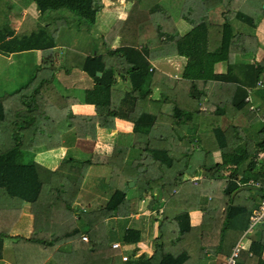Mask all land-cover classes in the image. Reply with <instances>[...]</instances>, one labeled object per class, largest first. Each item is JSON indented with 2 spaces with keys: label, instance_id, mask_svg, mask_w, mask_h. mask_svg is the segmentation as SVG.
<instances>
[{
  "label": "trees",
  "instance_id": "trees-1",
  "mask_svg": "<svg viewBox=\"0 0 264 264\" xmlns=\"http://www.w3.org/2000/svg\"><path fill=\"white\" fill-rule=\"evenodd\" d=\"M26 1L36 7L37 19H21L13 0H0V53L38 50L40 56L22 84L0 95V250L4 238L14 239L16 264H204L221 253L229 231L239 222L242 231L248 227L253 187H240L233 174H213L221 164L238 167L246 160L252 169L257 150L264 154V142L253 144L239 124L241 118L255 122L263 111L250 109L245 86L264 97V58L248 65L244 82L229 71L215 75L212 66L229 52L256 50L254 28L257 18H264V0H127L126 16L101 37L103 53L65 48L59 65L54 63L58 31L89 32L101 0ZM218 7L222 22L215 24L208 12ZM178 20L188 25L182 34ZM115 37L119 46L112 49ZM170 56L184 58L177 78L150 66ZM56 76L66 86L78 77L89 81L84 100L94 106L92 115L71 112L70 101L52 83ZM115 118L130 122L131 130L115 133L107 156L62 158L54 169L32 159L61 146L64 134L66 143L93 140L97 128L113 130ZM92 164L109 167V198L84 211L75 200ZM24 202L31 234L11 236ZM140 202L160 215L153 250L121 261L105 220L138 213ZM196 209L201 219L191 226L189 211ZM139 240V230L122 225L120 244ZM263 247L264 229L247 251L240 249L234 264H264Z\"/></svg>",
  "mask_w": 264,
  "mask_h": 264
},
{
  "label": "crops",
  "instance_id": "crops-1",
  "mask_svg": "<svg viewBox=\"0 0 264 264\" xmlns=\"http://www.w3.org/2000/svg\"><path fill=\"white\" fill-rule=\"evenodd\" d=\"M29 3L24 5V11L20 12L21 19L23 18L24 12H28V17L37 19L36 15H32V7L34 5ZM21 8V7H20ZM29 10V11H28ZM217 10L216 14L218 18L215 16L213 19L209 21L215 24H220L222 22V18L220 16L221 9L215 8L212 11ZM211 11V12H212ZM211 14V13H210ZM184 22V21H183ZM20 21L17 20L14 23V28L16 29L19 25ZM181 27L177 28L180 32L184 33L188 29L184 26V23ZM177 27V24H176ZM188 28V27H187ZM66 28H60L63 30ZM182 29V30H181ZM58 31L57 36L61 31ZM68 30V29H66ZM71 32V31H70ZM84 31L75 30L72 34L78 37L76 34ZM83 36H80L82 39L76 45L72 46L64 39H58L57 36L55 38V47L54 53L57 55L56 49L58 50L59 58H62V53L65 48H71L75 51H78L82 54H91V53H103L105 50L103 48L102 39H91V36H87V32H84ZM82 35V34H81ZM254 35L256 37L257 47L253 53H237V52H229L227 59L223 61H218L213 64L212 72L215 75H225L230 72L232 77H236L240 80V82L245 81V72L248 65H252L256 62H259L262 58H264V18L258 17L255 22ZM78 37V38H80ZM113 43V45H112ZM119 46L118 37H115L111 42V48H116ZM60 48V49H59ZM63 49V50H62ZM93 50V52H92ZM61 51V52H60ZM35 59H32V58ZM39 51L38 50H27L21 52H13L9 54H1L0 53V62L2 66H0V93L10 91L16 88L18 85L22 84L31 73L32 69L39 63ZM61 63L62 61L59 59L58 61ZM150 66L161 71L162 73L177 78L180 76L182 72V68L184 66V58L180 56H170L166 58H160L153 61H150ZM52 83L55 86V89L60 93L61 96L67 98L70 102V110L73 114L80 115H92L94 113V106L90 103H86L84 100V90L88 89L90 86L89 81L87 82L83 77H78L76 79H72L70 81V85L66 86V83H62L59 81L58 77H54L52 79ZM245 90L247 92L246 100L250 103V109L255 112L259 111V108L262 107L263 111L258 119L255 122L247 123L244 119L239 120V124L243 131L245 132L246 137L253 144L257 142H264V130H259L263 121H264V97L258 93L254 87L245 86ZM68 102V101H67ZM226 121H224V124ZM131 130V123L115 118L114 119V129L111 131H107L101 128L96 129L95 138L90 140L86 139H73L71 142L64 141L66 139L67 134L62 136V144L61 146L49 150H42L33 155V160L46 168L54 169L59 160L64 159H89L92 154L99 156H107L111 153L114 144V136L115 133L123 132L127 133ZM261 149V146L258 147ZM258 153H263L262 150H257ZM260 151V152H259ZM257 157V156H256ZM214 158L219 161L220 154L218 152L214 153ZM46 162H45V161ZM258 160V159H257ZM247 161L243 162L240 166L236 167L232 164H221L220 168L213 174L214 177H229L230 175H235L238 181V185L242 187V185H246V187L252 186V191L250 192L254 207L257 205L259 200L262 197L263 189L254 185L249 184V182L262 183V176H258V173L264 168V158L258 160L254 163V167L252 169L247 168ZM109 167L104 164H92L89 166L88 171L82 181V185L80 187L78 197L75 200L76 207L82 203L80 207L81 210L89 211L100 208L104 206L109 198V189L106 186V179L108 176ZM107 173V174H106ZM106 174V175H105ZM97 181L99 183V189L97 187ZM89 187V190L87 189ZM103 190V192H101ZM262 191V192H261ZM243 199H246V195L243 196ZM141 204V205H140ZM139 204V212L136 214H130L124 222V227L126 228H134L139 230L140 240L135 244H120L118 241V237H114L115 242H118L121 246L119 247V252L129 254H133V257H137L140 253L150 254L153 250V239L157 236L156 225L157 220L160 218V215L154 211H147L143 209V202ZM202 212L200 210H191L189 211V223L191 226H194L199 223L201 219ZM157 215V216H156ZM141 216H144V220H142ZM145 216H147V220H145ZM25 220V223H20L21 219ZM121 219L117 217H109L105 220V228L108 235H111L112 238V229L116 223H118ZM31 221L32 217L29 212V205L27 202H24L21 207V211L18 217V220L14 223L12 228L10 229L9 235L11 236H23L25 238L29 237L31 234ZM242 222H239L238 228L236 231H229L228 238L226 235V246L221 253L216 254L223 256V260L230 253L233 244L241 241L242 250L247 251L249 246V242L251 239L257 238L259 236V231L264 229V222L260 224H256L250 233L243 230L242 232ZM148 228L146 231L145 228ZM239 231L242 233L240 236L238 235ZM238 235V236H237ZM247 235V239L242 241L243 236ZM110 239V245L113 243ZM242 237V238H241ZM14 239L6 237L2 241V246L0 250V264H16L14 251L12 248V243ZM129 250V251H128ZM215 256H210L204 264H215L214 259ZM121 258V256H120ZM261 258L264 261V247L262 249Z\"/></svg>",
  "mask_w": 264,
  "mask_h": 264
},
{
  "label": "rangeland",
  "instance_id": "rangeland-1",
  "mask_svg": "<svg viewBox=\"0 0 264 264\" xmlns=\"http://www.w3.org/2000/svg\"><path fill=\"white\" fill-rule=\"evenodd\" d=\"M27 3V1L26 0H13V4H12V7L14 8H17V7H21L20 9H19V13L20 12H23L24 11V8H23V6L24 5H27L26 4ZM101 4H102V8H101V10L97 13V15H96V20H95V23H94V25H93V27L91 28V30L89 31V32H87L86 34H87V36H91V39H101V37L103 36V35H105L106 33H107V31L114 25V23L117 21V20H121V19H123L125 16H126V12L128 11V8H129V6H130V2L129 1H127V0H101ZM32 5V4H31ZM32 7V15H36V17H38V11H37V9H36V7L34 6H31ZM29 11V10H28ZM212 11V10H211ZM209 11L208 12V17L210 18V19H213L215 16L218 18V16H217V10H214V11ZM211 13V14H210ZM24 15H22L23 16V18H25V19H28V12H24L23 13ZM20 16H21V14H19ZM208 18V19H209ZM184 23V26L186 27V29H188L187 27H188V25H187V23H185V22H183L182 20H178L177 22H176V24H177V27L176 28H179V27H181V25H183V24H179V23ZM182 30V29H181ZM61 32H60V34L57 36V38L58 39H64L65 41H67L70 45H72V46H79V45H76V43H77V39H78V42H80L81 40L80 39H82L80 36H83V34H85L84 32H81V33H77L76 35L78 36V37H80V38H78V37H76V36H74L73 34H72V31H73V33H74V28H72L71 30H66V29H63V30H60ZM71 31V32H70ZM177 31H178V33L180 32L178 29H177ZM82 34V35H81ZM80 35V36H79ZM83 37H85V36H83ZM86 38V37H85ZM112 45H113V43H112ZM114 46V45H113ZM60 49V48H59ZM63 50V49H62ZM58 50L56 49V53H57V55L56 56H54L55 58H54V63L56 64V65H59V64H61V63H59L58 61H59V59L62 61V58H59V57H61V56H59V54H58V52H57ZM61 52V51H60ZM92 52H93V50H92ZM32 59H35L34 57L32 58ZM38 59H39V61H40V56L38 57ZM0 66H2V63L0 62ZM2 93H0V95H1ZM45 161V160H44ZM46 162V161H45ZM107 174V173H106ZM105 174V175H106ZM108 176H109V171H108ZM107 176V177H108ZM194 179V178H193ZM99 183H101L100 181H97V187H98V189H99ZM82 185V184H81ZM88 190H89V187L87 188ZM101 192H103V190L101 191ZM79 193V192H78ZM104 193V192H103ZM78 195V194H77ZM78 197V196H77ZM76 197V198H77ZM82 205V203L80 204V205H78L77 207H80ZM141 205V204H140ZM158 214V213H157ZM157 216V215H156ZM142 218V220H144V216H141ZM145 220H147V216H145ZM124 222H125V219H121L118 223H116L115 224V226L112 228V229H115V230H112L113 232L112 233H110V234H112V238L110 237L111 235H108V237H110L111 238V241L112 242H115V239H114V237H118V235H119V232H120V229H121V227H122V225L124 226ZM145 230L147 231L148 230V228H147V226H146V228H145ZM243 232V231H242ZM241 231H239V233H238V235L240 236V234L242 233ZM84 235V234H83ZM237 235V236H238ZM242 238V237H241ZM248 237H247V235H244L243 236V239H242V241H245L246 239H247ZM84 242H86V241H84ZM129 251V250H128ZM126 253H123V252H121L120 253V256L122 257V256H126V257H128V255H127V251H125ZM216 257V256H215ZM121 261H123L122 260V258L120 259ZM223 261V256H220V255H218L215 259H214V263L215 264H221V262Z\"/></svg>",
  "mask_w": 264,
  "mask_h": 264
},
{
  "label": "built area",
  "instance_id": "built-area-1",
  "mask_svg": "<svg viewBox=\"0 0 264 264\" xmlns=\"http://www.w3.org/2000/svg\"><path fill=\"white\" fill-rule=\"evenodd\" d=\"M257 157H254L253 160L254 162H257L258 160L264 158L263 153H258L256 155ZM258 159V160H257ZM262 175H263V181H264V168L262 170ZM249 184L260 187L264 190V182L263 183H256V182H249ZM264 221V198H261L259 202L256 205V208L252 210L250 216H249V223L248 227L246 228V232L251 231V229L258 223ZM81 240L86 241L87 237L85 235H81ZM112 247L119 248L121 245L118 242H113L111 243ZM242 243L241 241H238L235 243V245L231 248L230 253L228 256L221 262V264H234L236 262V258L239 254L240 249H242ZM123 261L127 259L126 256L121 257Z\"/></svg>",
  "mask_w": 264,
  "mask_h": 264
},
{
  "label": "water",
  "instance_id": "water-1",
  "mask_svg": "<svg viewBox=\"0 0 264 264\" xmlns=\"http://www.w3.org/2000/svg\"><path fill=\"white\" fill-rule=\"evenodd\" d=\"M262 6H264V3L262 4ZM96 74L99 75V73L97 72ZM129 185H132V182H129ZM256 208V206L254 207V209Z\"/></svg>",
  "mask_w": 264,
  "mask_h": 264
},
{
  "label": "clouds",
  "instance_id": "clouds-1",
  "mask_svg": "<svg viewBox=\"0 0 264 264\" xmlns=\"http://www.w3.org/2000/svg\"><path fill=\"white\" fill-rule=\"evenodd\" d=\"M254 209V208H253Z\"/></svg>",
  "mask_w": 264,
  "mask_h": 264
}]
</instances>
